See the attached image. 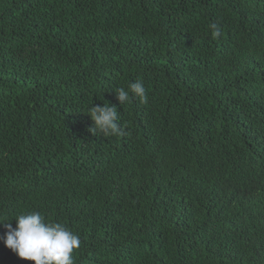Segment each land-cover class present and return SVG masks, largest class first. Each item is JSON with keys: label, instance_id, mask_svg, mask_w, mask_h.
<instances>
[{"label": "trees", "instance_id": "obj_1", "mask_svg": "<svg viewBox=\"0 0 264 264\" xmlns=\"http://www.w3.org/2000/svg\"><path fill=\"white\" fill-rule=\"evenodd\" d=\"M32 211L74 264H264V0H0V220Z\"/></svg>", "mask_w": 264, "mask_h": 264}, {"label": "clouds", "instance_id": "obj_2", "mask_svg": "<svg viewBox=\"0 0 264 264\" xmlns=\"http://www.w3.org/2000/svg\"><path fill=\"white\" fill-rule=\"evenodd\" d=\"M211 36L220 38L221 28L216 23L209 25ZM119 105L128 103L132 97L141 103L147 102L145 86L139 80L131 82L128 90L121 87L115 93ZM92 121L90 132L103 137H122L125 131L117 123L118 112L115 106H90L87 114ZM6 229L0 237L4 246L19 259L31 264H74L73 254L80 248V237L59 222L46 221L39 211L21 213L9 223L0 220Z\"/></svg>", "mask_w": 264, "mask_h": 264}]
</instances>
